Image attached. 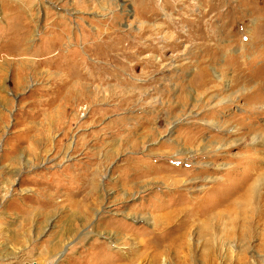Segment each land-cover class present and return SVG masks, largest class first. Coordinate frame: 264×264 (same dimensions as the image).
<instances>
[{"label":"rangeland","instance_id":"1","mask_svg":"<svg viewBox=\"0 0 264 264\" xmlns=\"http://www.w3.org/2000/svg\"><path fill=\"white\" fill-rule=\"evenodd\" d=\"M0 264H264V0H0Z\"/></svg>","mask_w":264,"mask_h":264},{"label":"bare ground","instance_id":"2","mask_svg":"<svg viewBox=\"0 0 264 264\" xmlns=\"http://www.w3.org/2000/svg\"><path fill=\"white\" fill-rule=\"evenodd\" d=\"M53 45V44H52ZM51 46V45H50ZM162 177H164L165 179L168 177V175H163V176H158V178H161L163 179ZM157 178V179H158ZM153 180V179H152ZM167 180V179H166ZM165 181V180H164ZM163 181V182H164ZM171 182V181H170ZM169 182V183H170ZM247 187V188H246ZM239 188V187H238ZM255 189V186H253L252 184H246V185H243L242 187L239 188V190L236 192V194H234L233 196L229 197L226 199V201L222 202V204H216V201L215 202H212L208 209H213L215 210L216 208H218V206L220 205L221 207H223V210H226V211H234L235 210L237 211V209L241 208L243 204L245 203H248L247 201L251 198L250 196H252V193ZM222 201V200H221ZM194 204V203H193ZM223 205V206H222ZM193 206V205H192ZM220 208V207H219ZM225 208V209H224ZM201 210V209H200ZM209 210H201V212H198L199 213V216H203V217H207L209 213ZM203 211V212H202ZM208 212V213H207ZM233 212V213H234ZM191 213V212H190ZM202 213V214H201ZM207 214V215H205ZM213 216V215H212ZM216 216V215H215ZM218 217V215H217ZM260 217V216H259ZM204 220V219H203ZM248 221V220H247ZM250 222V221H249ZM206 225V224H205ZM209 229V228H208ZM207 229V230H208Z\"/></svg>","mask_w":264,"mask_h":264}]
</instances>
